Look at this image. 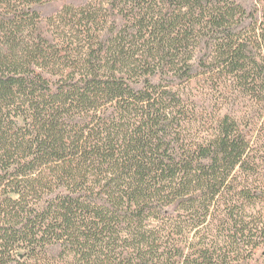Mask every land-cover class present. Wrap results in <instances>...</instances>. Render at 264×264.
Segmentation results:
<instances>
[{
	"label": "trees",
	"instance_id": "16d2710c",
	"mask_svg": "<svg viewBox=\"0 0 264 264\" xmlns=\"http://www.w3.org/2000/svg\"><path fill=\"white\" fill-rule=\"evenodd\" d=\"M0 264H264V0H0Z\"/></svg>",
	"mask_w": 264,
	"mask_h": 264
}]
</instances>
